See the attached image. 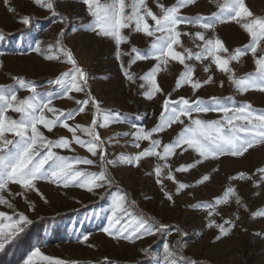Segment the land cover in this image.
Masks as SVG:
<instances>
[{"label":"rangeland","instance_id":"rangeland-1","mask_svg":"<svg viewBox=\"0 0 264 264\" xmlns=\"http://www.w3.org/2000/svg\"><path fill=\"white\" fill-rule=\"evenodd\" d=\"M222 2L223 0H195V3L179 9L178 15L189 19L209 17L218 11L217 3ZM108 3H112V0H94L92 8L96 10ZM131 3L132 0H124L125 14L131 12ZM175 3L176 0H145L147 8L157 16L160 15L158 4L171 7ZM244 3L253 17L264 18V0H244ZM53 4L56 15L36 0H0V86L15 91L18 99L23 100L31 93L22 89L17 79L30 82L42 98L51 97L53 108L64 112L76 109L78 106L75 100L86 99V93L90 92L91 97L98 102L97 120L99 124H105L104 127L97 126L96 131L103 142L106 160L113 161L105 164L111 184L89 192L75 184L63 187L48 181H38L36 187L47 202L36 192H24L19 185L10 184L8 188L11 195L8 191L0 195L13 207L0 205V212L8 216H13L14 211L26 215L31 223L25 228L41 219L76 213L58 226H65L67 234L45 238L43 242L34 244L29 253L13 264H24L36 248H39L41 256L59 260L61 264H163L165 243L175 252V264H264V216L253 217V213L264 212V177L258 172V169L264 168V144L257 143L242 156L223 155L204 160L183 173L176 172L175 169L181 165L194 164L200 159L198 154L188 149L182 155H172L167 160L168 167L163 169L162 184L157 183L154 170L164 161L157 157L142 158L139 162L134 159H119L122 155L133 158L149 146V141L142 140L139 148L133 147V134L139 129L148 131L157 125L163 101L169 97V93V98L173 101L183 97L189 100L199 98L209 103L215 98L230 108L249 104L257 113H264V92L250 89L239 93L228 81L227 74L220 72L212 63L211 57L200 61L194 58L185 60V64L193 69L192 79L200 81L201 88L194 92L189 84L184 83L177 89L176 81L184 71V65L167 58L168 63L161 64L156 75L161 92L148 99L146 94L151 85L141 77L157 61L152 58L137 60L130 68L128 64L130 56H135L131 49L136 48L140 53L146 54L153 37L130 31V28H134L133 24L130 28L121 30V34L128 37V42L122 43L118 49L112 37L99 34V28H89L94 17L89 14V7L83 0H53ZM25 17L30 19L29 25L20 22ZM238 19L240 23L236 20L216 22L214 28L208 30L201 29L198 25L181 23L177 26L181 33V44L174 46V50L181 54H184L185 48L193 54L200 52L203 42L196 38V33L202 32L206 39H219L223 43L228 52L217 55L227 58L235 49L251 42L250 35L241 24L250 23L252 18ZM146 22L150 27L155 26L150 17L146 16ZM27 27L30 28L29 33L11 39L5 38ZM156 35L161 33L157 32ZM58 40L87 76L84 92L68 94L74 99L63 98V88L49 83L71 69V65L66 62L67 57L57 46ZM37 45L39 51L34 50ZM262 47L264 40L258 41L255 58L264 55ZM46 56H54L55 59L48 60L45 59ZM205 67L208 68L207 72ZM229 68L236 78L254 74L256 65L251 51L238 61H230ZM125 71L130 72L131 79L125 77ZM209 76L212 77V82L204 84ZM96 112L97 109L89 104L85 113L76 115L67 123L71 126H89ZM105 113H110L112 117L107 123L103 115ZM45 114L48 118H54L52 113L46 111ZM6 115L12 119L19 118L18 113L11 111ZM193 115H198L205 121L220 120L223 116L217 112ZM184 119L187 124L188 120ZM39 127L49 140L61 137L71 139V133L62 127L57 126L52 132ZM182 127L183 125L174 124L165 131L154 134L153 139L161 140V148L157 151H162V146L170 143ZM6 135L11 138L10 134ZM77 135L82 139H89L82 133L78 132ZM53 151L70 160L77 157L96 162L91 166L75 165L77 170L93 173L101 170L99 156L92 157L85 148L74 143L71 150ZM176 151L179 152L180 149ZM169 171L177 182L190 187L176 194V184L167 179ZM239 173H245L250 178L230 179ZM205 174L209 175V180L197 185L196 181ZM228 187L233 188L240 198L239 205L235 197H231L229 203L218 205L214 210L216 214L211 217L208 216V210L194 208L197 203L212 202L223 196ZM165 192L172 195L171 201L166 198ZM117 195L125 197L124 207L127 213L116 227L125 228L129 224L135 227L139 219L147 218L154 222L155 234L143 237L137 235L126 240L113 238L104 232L109 225L108 218L113 214V201ZM100 200L102 202L98 204ZM30 204L33 206L31 210ZM211 220L217 225L229 220L231 224L225 225V228L231 230L227 235H221L218 227H208ZM160 224L167 227L163 231H157L156 226ZM53 228L51 226L45 229L44 235L51 237ZM124 234L130 235L131 230ZM85 236L88 237L87 240L84 239ZM217 236L220 239H216ZM9 245L10 243L6 244L0 253L10 257ZM33 261L34 264H47L40 257H33Z\"/></svg>","mask_w":264,"mask_h":264},{"label":"snow or ice","instance_id":"snow-or-ice-1","mask_svg":"<svg viewBox=\"0 0 264 264\" xmlns=\"http://www.w3.org/2000/svg\"><path fill=\"white\" fill-rule=\"evenodd\" d=\"M36 2L51 10L53 15H56L53 0H36ZM83 3L88 5L89 14L94 17L89 28L91 30L99 28V34L112 37L118 49L122 43L128 42V37L122 35L121 30L130 28L133 24L134 28H130V31L142 32L148 37H153L150 49L146 54L140 53L136 48L131 49L135 56H130L128 64L130 68L137 60L152 58L157 61L155 66L141 77V79L151 85L150 91L146 94L148 99L153 98L155 93L161 92L160 87L157 85L156 75L161 68V64L166 65L168 63L167 58L184 65V71L181 72L176 81L177 89L184 83L189 84L194 92L201 88V82L192 79L193 69L185 64V60L194 58L200 61L211 57L212 63L216 65L220 72L227 74L228 81L235 86L239 93L242 94L250 89L264 92V55L255 58L257 43L260 40H264V18L253 17V14L247 9L244 0H223L222 3H217L218 11L212 13L211 16H197L191 19L178 15V12L179 9L195 3V0H176V3L171 7L158 4L157 7L160 9L159 16L153 14L147 8L145 0H132L129 5L131 8L129 14H125L124 0H112V3L102 5L96 10L92 8L94 0H83ZM146 16L150 17L154 22V27H150L146 22ZM243 17L252 18L250 23L241 24L243 29L250 35L251 42L242 48L235 49L227 58H221L217 55V53L228 52L223 43L219 39H206L202 32L196 33V38L203 42L200 52L193 54L185 48L184 54H181L174 50V46L181 44L179 39L181 33L177 30V26L181 23L198 25L201 29L208 30L214 28L216 22L236 20L240 23L238 18ZM20 22L29 25L30 19L25 17ZM157 32L161 33V35L157 36ZM185 35L188 34L185 33ZM57 46L60 52L67 57L66 62L71 65V69L49 83L60 85L63 88V98L74 99L68 94L84 92L87 86V76L84 70L76 65L71 53L60 45L59 40L57 41ZM34 50L39 51V46L37 45ZM249 50L254 56L256 71L254 74H249L244 78H236L229 68V63L230 61H238ZM261 52H264V47L261 48ZM119 56L120 53L118 51V59ZM45 59L51 60L55 59V57L46 56ZM204 70L207 72L208 68L205 67ZM124 75L126 78H132L130 72L125 71ZM17 82L22 89H26L31 93L28 98L20 100L15 91L7 90L0 86V193L8 191L9 195H11L8 186L13 184L19 185L24 192H36L41 196V199H45L36 187V182L38 181H48L63 187L75 184V186L89 192H92L95 188L104 187L105 184H111V180L105 170V164L113 163V161L106 160L103 142L96 131L97 126L104 127L105 124H99L97 120L99 106L98 102L91 97L90 92L86 93V99L75 100V104L78 106L76 109L64 112L53 108L51 106V97L42 98L36 91L35 86L30 82L20 79H17ZM210 82H212L211 76L203 83L207 84ZM221 86H223V82H221ZM170 96L171 93H169ZM169 97H166L163 101L162 112L157 125L148 131L139 129L133 134L135 139L133 147L139 148L142 140L149 141V146L141 150L133 158H126L123 155L119 158L121 160L134 159L139 162L142 158L157 157L158 160L164 161L165 163L158 164L154 170L158 184H162L163 169L168 167L167 160L172 155H182L188 149L198 154L200 159L195 161L194 164L181 165L175 169L176 172L183 173L204 160L216 159L223 155L242 156L257 143L264 144V113H257L249 104L230 108L222 105L215 98H212L209 103H205L204 100L199 98L189 100L181 97L173 101ZM89 104L97 109V112L93 114L91 125L82 126L76 124L71 126L67 123V121L74 119L76 115L85 113V109ZM9 111L18 113L19 118L12 119L7 116L6 113ZM46 111L47 113H52L54 118H48L45 114ZM208 112L222 113L223 116L220 120L205 121L199 118L198 115H193L194 113ZM230 113L231 115H229ZM103 115L105 123L112 118L110 113ZM184 118L188 120L187 124H185ZM236 121H240V123H236ZM174 124L183 125L182 130L170 143L162 146V151H157V149L161 148V140L153 139L152 137L154 134H159ZM39 126H42L48 132H52L57 126L62 127L71 133V139L61 137L56 140H49ZM78 132L89 137V139H82L81 136L77 135ZM6 133L10 134L11 138ZM73 143L85 148L92 157L99 156V167L101 170L98 173L75 168V165L78 164L94 165L96 162L93 159L73 157L70 160L53 151V149L71 150ZM177 149H180V151L177 152ZM258 172L264 177V168L258 169ZM209 178V175L205 174L196 181V184H203ZM249 178L247 174L239 173L236 177L230 179ZM167 179L176 184V194L190 187L188 184L177 182L171 171L168 172ZM23 194L17 193V195ZM165 196L170 201L173 199L172 195L167 192H165ZM231 197H235L238 205L241 203L234 189L228 187L223 196L216 198L212 202L197 203L194 208L208 210V216L211 217L216 214L215 208L218 205L229 203ZM45 202H47L46 199ZM124 203V196L117 195L114 198L113 214L108 218L109 225L104 229V232L113 238L126 240H130L137 235L143 237L155 234L153 230L154 222L147 218L139 219L135 227L129 224L128 227L117 228L116 226L120 224L122 216L127 213ZM0 205H6L9 208L13 207L3 195H0ZM32 207L30 204L29 210ZM255 216H264V212L253 213V217ZM29 223L31 221L24 214H17L14 211L13 216H8L0 212V250H3L6 244L17 239ZM229 224H231L229 220H224L223 224L219 225L214 220H211L208 227H218L221 235H227L231 228H225V225ZM156 227L157 231H163L167 226L160 224ZM129 230H131V234L125 235L124 233ZM84 239L87 240L88 237L85 236ZM216 239H220V236H217ZM163 250V264H175V252L168 243L164 244ZM33 257H40L41 260L47 261V264H61L59 260H49L47 257L41 256L39 248L32 252L24 261V264H34Z\"/></svg>","mask_w":264,"mask_h":264},{"label":"trees","instance_id":"trees-1","mask_svg":"<svg viewBox=\"0 0 264 264\" xmlns=\"http://www.w3.org/2000/svg\"><path fill=\"white\" fill-rule=\"evenodd\" d=\"M29 32L30 28L27 27L13 34L5 36V38L11 39L14 36L20 37L23 36V34ZM101 202L102 200H100L98 204H100ZM74 214L76 213L69 212L63 215H58L53 218L41 219L27 226L17 239L10 242V245L8 246V251H10V257L9 255L3 252L0 253V264H13L15 261H18L19 258H22L27 253H29L34 244L43 242L45 238L50 239L59 236L60 234H67L66 231H64L65 226H58L73 217ZM51 226L54 227L53 235H51V237H46L43 232L45 229H48Z\"/></svg>","mask_w":264,"mask_h":264}]
</instances>
